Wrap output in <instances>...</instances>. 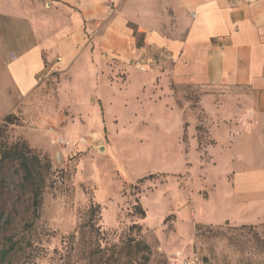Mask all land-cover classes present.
<instances>
[{"label": "rangeland", "instance_id": "1", "mask_svg": "<svg viewBox=\"0 0 264 264\" xmlns=\"http://www.w3.org/2000/svg\"><path fill=\"white\" fill-rule=\"evenodd\" d=\"M111 57L91 52L94 76L85 58L48 74L0 119V143L28 149L44 175L30 184L0 153V264H104L127 237L149 246L144 264H264V219H229L212 94L142 74L162 59L143 71Z\"/></svg>", "mask_w": 264, "mask_h": 264}, {"label": "crops", "instance_id": "2", "mask_svg": "<svg viewBox=\"0 0 264 264\" xmlns=\"http://www.w3.org/2000/svg\"><path fill=\"white\" fill-rule=\"evenodd\" d=\"M100 49L117 62L161 53V68L142 74L212 94L238 208L229 219H264V0H0V119L81 58L94 76Z\"/></svg>", "mask_w": 264, "mask_h": 264}, {"label": "trees", "instance_id": "3", "mask_svg": "<svg viewBox=\"0 0 264 264\" xmlns=\"http://www.w3.org/2000/svg\"><path fill=\"white\" fill-rule=\"evenodd\" d=\"M8 121V116L5 118ZM0 153L2 160H16L22 171L23 180L32 184L34 176L37 181L41 184L44 182L43 173L38 170V165L34 163L35 157L28 155V149H17L15 145L4 146L0 143ZM41 185L32 189L34 201L40 192ZM98 206L91 207L87 212L89 214L98 211ZM132 225L131 227H134ZM106 259L104 264H144L149 259V246L147 243L140 239H135L133 237H127L121 244L116 248V246H109L107 249ZM98 251L91 253L92 258L96 256ZM101 258V257H100ZM99 264H102L99 262Z\"/></svg>", "mask_w": 264, "mask_h": 264}, {"label": "built area", "instance_id": "4", "mask_svg": "<svg viewBox=\"0 0 264 264\" xmlns=\"http://www.w3.org/2000/svg\"><path fill=\"white\" fill-rule=\"evenodd\" d=\"M107 7L112 8V6L110 4ZM161 58H162L161 53L154 55V56H150V57H142L140 59L134 60L133 65H134V67H136L140 70L147 71V70H151V69L158 67V64H159L158 61ZM55 139H56V142H58V143L62 142L61 137H59L58 135L55 136Z\"/></svg>", "mask_w": 264, "mask_h": 264}]
</instances>
